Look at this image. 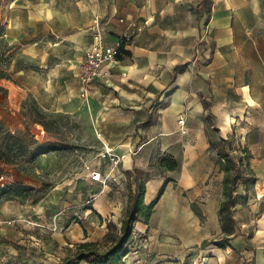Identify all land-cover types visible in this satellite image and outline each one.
<instances>
[{
	"label": "crops",
	"instance_id": "crops-1",
	"mask_svg": "<svg viewBox=\"0 0 264 264\" xmlns=\"http://www.w3.org/2000/svg\"><path fill=\"white\" fill-rule=\"evenodd\" d=\"M163 6L174 8L167 1ZM179 8L187 12L183 3ZM124 10L129 13L122 19ZM155 10V5L135 9L124 0H0V22L12 47L9 72L37 101L46 103L57 94L65 105V97L76 99L81 92L78 75L96 22L108 46L132 32L126 48L132 56L108 66V76L92 92L102 140L121 156V177L148 172L165 156L179 164L176 171L146 181L147 205L167 178L173 180L167 187L179 178L184 187L203 183L206 190L217 179L221 197L214 213L221 232L224 174L215 177L220 168L210 146L216 133L212 124L238 129L239 141L252 155L249 161H258L264 150V0H212L207 12H198L196 26L186 22L184 30L164 40L153 36L160 25ZM180 116L186 118L185 133ZM250 162L256 172L258 166ZM177 171L178 178L172 175Z\"/></svg>",
	"mask_w": 264,
	"mask_h": 264
},
{
	"label": "rangeland",
	"instance_id": "rangeland-1",
	"mask_svg": "<svg viewBox=\"0 0 264 264\" xmlns=\"http://www.w3.org/2000/svg\"><path fill=\"white\" fill-rule=\"evenodd\" d=\"M124 1L135 9L155 5L158 9L155 20L160 25L153 36L162 40L184 30L186 22L190 27L196 26L198 12H207L212 3V0H201L200 9L199 0ZM166 1L173 5L172 10L164 9ZM180 3L187 7L185 14L179 8ZM127 13L128 10L123 11L122 19ZM34 83L35 80L31 84ZM24 88L21 79L0 81V124L14 139L21 140L26 167L18 172L17 168L0 164V177L6 186L21 182L34 189L26 194L25 200L13 197L0 203L3 222L0 264H89L73 260L76 246L87 241L104 248L109 246L107 235L119 233L129 190L124 178L128 175L121 177L120 165L105 164L100 158L104 143L98 137L103 125L94 109L97 96L78 94L76 99L67 96L66 104L62 105L61 95L53 94L48 102H39ZM51 89L52 85H45L48 93ZM38 109L47 117L41 118ZM41 123H46L50 131L43 130ZM212 126L213 131L220 129L213 135V141L228 138L231 157L235 161L244 158L238 129L234 126L224 129L218 123ZM7 141L12 140L1 133L0 145ZM215 151L213 161L217 163ZM257 160L249 162L258 166L255 174L260 185L257 183L251 189L246 204L236 207L239 229L229 242L231 247L221 239L222 231L220 228L218 232L214 213L221 197L218 196L221 190L216 191L218 180L213 179L207 190L203 183L187 188L181 185L177 171L172 175L178 180L166 188L161 210L155 207L148 226L142 220L136 223L128 245L129 254L121 264H251L254 258L253 264H264V150ZM149 168L148 172H136L140 180L146 182L159 173L168 174L158 159ZM94 172L102 174L101 183L92 182L90 177ZM218 172L215 171V177ZM130 181L135 190L134 180ZM237 194H247L242 184ZM172 205L174 212L170 210ZM206 236L209 238L204 240Z\"/></svg>",
	"mask_w": 264,
	"mask_h": 264
},
{
	"label": "trees",
	"instance_id": "trees-1",
	"mask_svg": "<svg viewBox=\"0 0 264 264\" xmlns=\"http://www.w3.org/2000/svg\"><path fill=\"white\" fill-rule=\"evenodd\" d=\"M201 6V4H200ZM6 27L0 22V81L11 80L12 76L9 72L11 65L12 47L5 40ZM122 47L116 56V60L121 62L125 58L132 56L131 52ZM38 115L41 118H46L47 114L41 109H38ZM43 130L50 131V127L46 123H41ZM149 124V123H147ZM220 129H215V132ZM4 133L5 138L12 140L0 145V164L8 165L17 168V171H24L26 167L23 165L24 155L22 154V143L19 139H14L4 131L0 124V134ZM230 140L223 137L219 142L210 141V146L216 150L217 165L220 172L224 174L222 199L218 210V220L222 231L221 239L226 242L227 247H231L229 242L239 229L238 221L235 217V210L238 205L246 204L248 194L251 189L258 183L259 179L255 171L250 167L249 160L252 155L247 149L244 150V158L235 161L229 151L228 146ZM245 162V163H244ZM161 164L167 168L169 172H174L179 168V164L171 156H165ZM2 170L0 169V172ZM246 171V173H243ZM128 175V193L127 204L125 206V216L121 222V229L118 234H108L109 246L100 248L99 245L93 242H82L77 244L73 255V260L85 261L89 264H121L124 257L129 254L128 245L133 237L136 223L142 222L148 226L154 209L161 197L164 195L167 185L172 182V179L167 178L159 189L155 199L150 204H145L146 182L140 180L137 174L134 176L136 189H132L131 173ZM242 184L245 188L246 195L237 194L239 185ZM34 190L31 187L25 186L21 182H17L4 188H0V203L9 201L13 197L25 200L27 193ZM233 249V248H232ZM255 259V258H254ZM254 259L251 264L254 263Z\"/></svg>",
	"mask_w": 264,
	"mask_h": 264
},
{
	"label": "built area",
	"instance_id": "built-area-1",
	"mask_svg": "<svg viewBox=\"0 0 264 264\" xmlns=\"http://www.w3.org/2000/svg\"><path fill=\"white\" fill-rule=\"evenodd\" d=\"M93 30L94 34L92 44L89 50L85 53V57L81 63L80 73L78 75L81 91L80 94L82 97H89L92 94L95 85L108 76V66H113L114 64L118 63L116 60L118 52L124 46L127 48L128 42L130 40L126 35L120 36L117 38L116 44L114 46H108L104 32L98 22H96ZM178 126L182 133H185L186 118L184 116L179 117ZM98 137L102 140L101 133H98ZM103 143L104 148L100 153L101 160H103L105 164L108 163L116 167L121 162V156L115 153L114 148L111 145L104 141ZM90 178L93 183L102 182V174L100 172H94ZM113 178L116 180L115 175ZM133 179L134 178L131 177L130 180ZM3 181L4 178L0 177V188H4L6 186ZM124 181L127 182L128 178L125 177ZM2 224L3 222L0 220V225ZM8 224H12L11 221H8Z\"/></svg>",
	"mask_w": 264,
	"mask_h": 264
},
{
	"label": "bare ground",
	"instance_id": "bare-ground-1",
	"mask_svg": "<svg viewBox=\"0 0 264 264\" xmlns=\"http://www.w3.org/2000/svg\"><path fill=\"white\" fill-rule=\"evenodd\" d=\"M48 85L51 87V83H49ZM259 185H260V183H258V186H259ZM218 196H219V197L221 196V192H220V191L218 192ZM174 209H175V207H173V205H172V207L170 208V210H172V211L174 212ZM170 214H171V213H170ZM170 214H169V216H168V215H167V216L170 217ZM172 215H174V214H172Z\"/></svg>",
	"mask_w": 264,
	"mask_h": 264
}]
</instances>
